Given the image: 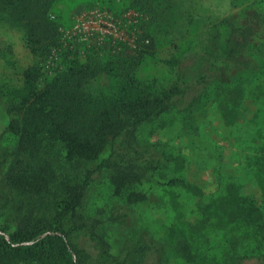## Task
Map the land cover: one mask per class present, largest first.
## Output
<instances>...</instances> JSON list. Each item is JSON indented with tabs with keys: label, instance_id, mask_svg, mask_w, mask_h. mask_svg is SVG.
Masks as SVG:
<instances>
[{
	"label": "rangeland",
	"instance_id": "1",
	"mask_svg": "<svg viewBox=\"0 0 264 264\" xmlns=\"http://www.w3.org/2000/svg\"><path fill=\"white\" fill-rule=\"evenodd\" d=\"M149 1V11H135L141 15L140 38L147 33L153 41L137 69L139 80L156 90L167 87L177 76L171 65L184 50L187 68L191 58L206 56L212 78L193 108L186 110V98L154 122L136 127L116 146L115 158L132 145L160 159L162 167L120 190L114 184L115 171L95 174L69 227L74 226L73 237L87 255L86 264H188L176 252L183 239L174 237V230L186 233L191 253L200 254L207 264H222L225 232L215 216L202 228L203 211L233 190L262 203L254 169L264 156V0ZM94 7L114 14L127 11L120 0L107 6L96 0H58L50 16L68 29L79 11ZM107 48L95 51L103 55ZM0 51V136L3 148L13 151L17 138L6 133L11 119L8 95L23 85V73L35 57L23 28L1 19ZM112 86L114 80L104 73L91 81L93 91L111 92ZM10 160L0 167L1 200ZM241 246L251 247L252 255L263 250L253 239Z\"/></svg>",
	"mask_w": 264,
	"mask_h": 264
},
{
	"label": "trees",
	"instance_id": "2",
	"mask_svg": "<svg viewBox=\"0 0 264 264\" xmlns=\"http://www.w3.org/2000/svg\"><path fill=\"white\" fill-rule=\"evenodd\" d=\"M56 1L0 0V19L23 28L35 57L23 73V85L8 95L11 119L6 133L17 138L15 149L5 150L0 136V167L11 159L4 177L7 190L0 199V264H86L87 255L69 224L94 175L115 171L114 184L120 190L162 167L160 159L132 145L115 158L116 146L136 127L154 122L186 98V110L193 108L212 78L206 56L191 58L187 68L184 50L171 65L177 68L176 78L156 90L137 76L153 48L152 37L146 33L140 38H148L149 44L134 53L125 47H108L103 55L96 47L83 46L82 51L83 44L62 40L59 29L67 24L50 16ZM96 1L107 6L110 0ZM120 2L125 10L145 13L152 8L149 0ZM46 62L52 66L44 68ZM101 73L114 80L111 92L91 89V81ZM254 178L262 203L233 190L203 211L202 228L215 216L225 232L222 264H243L252 258L264 264V156L256 163ZM173 235L183 239L176 252L188 264H207L189 251L184 231L174 230ZM247 239L263 244L259 255L241 246Z\"/></svg>",
	"mask_w": 264,
	"mask_h": 264
},
{
	"label": "built area",
	"instance_id": "3",
	"mask_svg": "<svg viewBox=\"0 0 264 264\" xmlns=\"http://www.w3.org/2000/svg\"><path fill=\"white\" fill-rule=\"evenodd\" d=\"M141 15L127 10L114 14L103 7L79 11L72 20L70 28H60L62 40L72 41L90 47H125L137 52L149 44L148 39H140L137 31Z\"/></svg>",
	"mask_w": 264,
	"mask_h": 264
}]
</instances>
